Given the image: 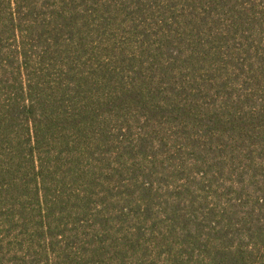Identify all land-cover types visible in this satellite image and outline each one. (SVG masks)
<instances>
[{
	"label": "trees",
	"instance_id": "trees-1",
	"mask_svg": "<svg viewBox=\"0 0 264 264\" xmlns=\"http://www.w3.org/2000/svg\"><path fill=\"white\" fill-rule=\"evenodd\" d=\"M0 264H264V0H0Z\"/></svg>",
	"mask_w": 264,
	"mask_h": 264
}]
</instances>
